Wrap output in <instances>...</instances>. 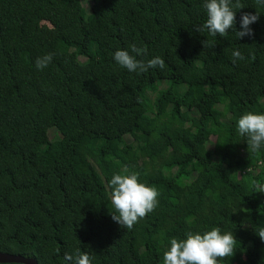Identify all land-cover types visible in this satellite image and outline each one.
<instances>
[{
  "label": "trees",
  "instance_id": "16d2710c",
  "mask_svg": "<svg viewBox=\"0 0 264 264\" xmlns=\"http://www.w3.org/2000/svg\"><path fill=\"white\" fill-rule=\"evenodd\" d=\"M75 1L0 0V252L65 264L79 248L92 264H163L172 238L218 227L237 241L219 264H264V145L248 152L237 128L264 114V6L240 0L236 30L242 12L259 18L238 39L193 30L204 0H96L88 13ZM133 44L145 50L137 59L165 67L119 66L115 51L135 55ZM234 50L244 59L233 63ZM132 173L158 205L129 230L111 218L109 181Z\"/></svg>",
  "mask_w": 264,
  "mask_h": 264
},
{
  "label": "clouds",
  "instance_id": "9594fccd",
  "mask_svg": "<svg viewBox=\"0 0 264 264\" xmlns=\"http://www.w3.org/2000/svg\"><path fill=\"white\" fill-rule=\"evenodd\" d=\"M255 3L264 6V0H255ZM207 19L201 25H194L193 30L198 33L207 31L209 34L224 37L229 30H235L238 39L245 36L252 37L253 29L250 27L259 16L257 14L242 12L240 15V30H236V9L244 8L240 0H204ZM207 41H203L207 46ZM144 49L131 46L128 50H116L113 56L115 62L130 72H147L150 68L165 67L161 57H154L147 62L137 59L144 54ZM53 55L46 54L36 59L37 69L42 70L51 63ZM244 59L239 50L232 52V62ZM238 133L246 137L247 150L256 152L264 145V114L247 112L240 116L237 122ZM258 192L264 193V185H256ZM111 204L115 210L111 218L122 228L132 229L133 226L158 205V191L144 183L139 182L138 174H114L109 181ZM257 235L264 241V227L259 229ZM236 239L232 232H221L218 227L201 233L188 232L186 239L172 238L170 247L163 253V264H219V260L232 256ZM65 264H92V257L77 248L72 253L64 254Z\"/></svg>",
  "mask_w": 264,
  "mask_h": 264
},
{
  "label": "rangeland",
  "instance_id": "374dc122",
  "mask_svg": "<svg viewBox=\"0 0 264 264\" xmlns=\"http://www.w3.org/2000/svg\"><path fill=\"white\" fill-rule=\"evenodd\" d=\"M97 3H98V1L96 2V0H78V1H75V3L71 4V8L73 10H75L78 7H81V8L84 9V13H88L92 9L95 8ZM40 29H41L42 33L45 35V37H50L53 34V30H52L50 24L47 23V22H43L42 21L40 23ZM163 86H164V82H160L159 85L157 86V88H161ZM154 93H155V91L151 92L149 95H153ZM262 102L264 103V98H263ZM216 106L220 108V105H216ZM45 126L46 125H44V127ZM46 132H47L48 138H50V139H56L59 136L57 131L53 127H49L48 126L46 128ZM243 262H244V257H240L239 259H237L235 261H231V260H228V259L225 260V264H241Z\"/></svg>",
  "mask_w": 264,
  "mask_h": 264
},
{
  "label": "water",
  "instance_id": "95a60500",
  "mask_svg": "<svg viewBox=\"0 0 264 264\" xmlns=\"http://www.w3.org/2000/svg\"><path fill=\"white\" fill-rule=\"evenodd\" d=\"M0 263H22V264H37L31 257H24L16 254H8L0 252Z\"/></svg>",
  "mask_w": 264,
  "mask_h": 264
}]
</instances>
